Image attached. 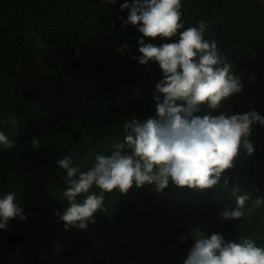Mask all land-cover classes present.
Wrapping results in <instances>:
<instances>
[{
	"label": "trees",
	"instance_id": "1",
	"mask_svg": "<svg viewBox=\"0 0 264 264\" xmlns=\"http://www.w3.org/2000/svg\"><path fill=\"white\" fill-rule=\"evenodd\" d=\"M124 2L0 0V132L15 141L12 149L0 145V196L14 192L27 217L0 230V264H182L192 231L222 233L228 241L254 233L264 245V205L247 221L218 218L235 207L236 195L248 194V205L264 199L259 124L249 136L253 155L242 150L226 170L227 189L170 183L163 193L147 184L106 193L105 212L98 210L85 230H65L55 215L67 203L59 159L70 156L85 171L96 154H110L123 139L126 122L156 116L162 70L132 59L141 55L142 34L123 28ZM182 12L186 27L210 24L205 38L217 41L242 78L243 90L221 111L264 116V0H182ZM178 38L145 39L162 45Z\"/></svg>",
	"mask_w": 264,
	"mask_h": 264
},
{
	"label": "clouds",
	"instance_id": "2",
	"mask_svg": "<svg viewBox=\"0 0 264 264\" xmlns=\"http://www.w3.org/2000/svg\"><path fill=\"white\" fill-rule=\"evenodd\" d=\"M116 4L118 0H104ZM127 18L118 17L124 29L135 26L141 55L133 56L141 65L157 63L163 78L156 85V116L132 119L124 124L125 135L111 145L108 155L96 154L91 166L82 171L65 155L57 161L66 172L62 197L63 212L55 215L65 230H85L95 223L94 214L105 212V194H126L134 185H155L163 193L169 184L195 190H213L221 183L227 189L226 170L235 166L243 153L253 155L249 136L253 125L264 126V116L256 110L243 114L221 111L224 102L243 90L242 78L227 61L217 41L206 39L210 24L200 20L186 27L182 0H132L120 4ZM112 27H115L113 24ZM157 45L145 38H173ZM37 139H33L35 144ZM0 145L12 149L15 141L0 132ZM93 188L99 191H93ZM240 188L232 190L236 194ZM248 194L236 195L235 207L226 206L222 221H247L264 205L257 199L248 205ZM14 192L0 196V230L11 220H26L24 208ZM194 244L182 264H264V245L255 234L228 241L222 233L192 231ZM186 237H181V241Z\"/></svg>",
	"mask_w": 264,
	"mask_h": 264
},
{
	"label": "rangeland",
	"instance_id": "3",
	"mask_svg": "<svg viewBox=\"0 0 264 264\" xmlns=\"http://www.w3.org/2000/svg\"><path fill=\"white\" fill-rule=\"evenodd\" d=\"M137 97H139V93H135L131 97V101L135 100ZM261 148H264V143H257Z\"/></svg>",
	"mask_w": 264,
	"mask_h": 264
}]
</instances>
